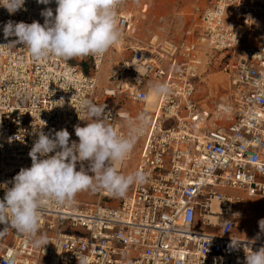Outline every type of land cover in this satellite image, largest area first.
I'll return each mask as SVG.
<instances>
[{"label":"built area","instance_id":"1","mask_svg":"<svg viewBox=\"0 0 264 264\" xmlns=\"http://www.w3.org/2000/svg\"><path fill=\"white\" fill-rule=\"evenodd\" d=\"M56 7L55 0H26V11L11 15L0 7V44L16 39L4 38L6 22L43 24L41 12L51 8L55 15ZM195 13L197 21L168 48L151 41L144 48L131 42L134 17L120 7L122 53L115 46L108 51L120 60L104 86L107 53L34 60L26 46L4 49L0 185L12 187L20 169L31 167L28 154L41 131L67 129L69 143L78 142L75 126L90 122L82 99L106 105V123L122 134L129 118L147 116L129 168L147 179L122 198L97 189L90 190L94 201L45 203L37 237L46 236V245L0 224V264H78L80 256L88 264H245V247H264V239L238 229L247 199L264 202V0H198ZM216 57L228 81L218 97L198 89ZM156 83H167L170 92L150 104ZM232 240L240 246L230 248Z\"/></svg>","mask_w":264,"mask_h":264},{"label":"clouds","instance_id":"2","mask_svg":"<svg viewBox=\"0 0 264 264\" xmlns=\"http://www.w3.org/2000/svg\"><path fill=\"white\" fill-rule=\"evenodd\" d=\"M26 0H0V7L15 14L25 10ZM52 0H37L48 5ZM126 0H55V15L45 8L41 15L44 23L8 21L3 34L16 39L0 44V55L4 49L23 45L34 60L50 56L64 60L87 56L103 57L123 39L118 26V9ZM157 96H167V83H156L151 90ZM141 100L147 99L141 96ZM80 107L90 118L85 126H75L78 142H70L67 129L45 134L41 131L29 152L31 167L21 168L13 177L12 187L5 182L0 199V224L8 225L19 233L32 238L35 245H46V236H39L41 208L45 203L71 206L78 193L97 189L105 190L114 197H124L134 184H142L147 177L142 170L122 174L118 164H123L132 154L136 143L143 135L148 118L144 114L127 121V132L121 133L106 123V105H96L82 99ZM123 127V126H122ZM54 153V154H53ZM51 154V155H50ZM84 162L88 163L87 169ZM80 169L77 171V164ZM91 173V174H89ZM264 232V219L259 221ZM226 232V231H225ZM240 241H231L230 248H238ZM245 264H264V247L252 251L245 247ZM78 264H88L87 257H77Z\"/></svg>","mask_w":264,"mask_h":264},{"label":"rangeland","instance_id":"3","mask_svg":"<svg viewBox=\"0 0 264 264\" xmlns=\"http://www.w3.org/2000/svg\"><path fill=\"white\" fill-rule=\"evenodd\" d=\"M197 3L198 0H126L125 4L122 5L123 7H121L131 12L134 17L131 42L138 44V46L149 48L150 41L152 43L162 42L163 40L177 41L184 29L197 21V14L195 13ZM124 54L127 55L126 52ZM75 59L78 61V58ZM119 60L118 53L107 52L106 59L100 69V86L106 84L107 75L110 74L109 69L116 67ZM218 60L219 57H216L212 65L208 67L203 88L209 90L211 95L216 97L224 93L225 89L228 88L227 77L219 71ZM71 61L75 63L74 60ZM100 86L98 88L99 92L102 89ZM200 96L201 94L196 93V98ZM127 107L131 108L130 105ZM122 126V130L126 133V126ZM136 155L137 149L134 148L132 159L125 163V168L123 169L125 174L131 173L129 168H133ZM4 195L5 192H0V199H3ZM75 199L94 201L90 190L78 193ZM239 214L238 229L240 232L245 235H254L255 232L260 236L264 235V232H261L259 228V221L264 219V202L259 201L257 198H248Z\"/></svg>","mask_w":264,"mask_h":264},{"label":"bare ground","instance_id":"4","mask_svg":"<svg viewBox=\"0 0 264 264\" xmlns=\"http://www.w3.org/2000/svg\"><path fill=\"white\" fill-rule=\"evenodd\" d=\"M122 7H123V6H122ZM123 11H126V9L124 8ZM127 12H128V11H127ZM151 42H152V41H151ZM160 43L162 44V48H163V49H166V48H168V47L170 46V42L167 41V40H163V41L160 42ZM115 47H116L117 50L120 52V51L122 50L121 41H120L118 44H116ZM204 49H205V47H204ZM110 52L113 53V52H116V51L111 50ZM100 69H101V67H100ZM214 80L216 81V79H214ZM151 90H152V87H151L150 90L148 91V102H149L150 104H152V103L156 100V97H157V95H155ZM130 159H132V154L130 155V157H129L127 160H125V161L123 162V164H118V165H117V168L123 171V169L125 168V163H126V161H129ZM84 167L87 169L88 166L84 163ZM89 174H91V173H89ZM257 235H258V234L255 232L254 235H251V234H250V235H245V237H246V238H251V239H255V238L264 239V235H262V236H260V235L257 236ZM256 236H257V237H256Z\"/></svg>","mask_w":264,"mask_h":264},{"label":"crops","instance_id":"5","mask_svg":"<svg viewBox=\"0 0 264 264\" xmlns=\"http://www.w3.org/2000/svg\"><path fill=\"white\" fill-rule=\"evenodd\" d=\"M203 88H204V84L201 83L198 89L203 90Z\"/></svg>","mask_w":264,"mask_h":264}]
</instances>
